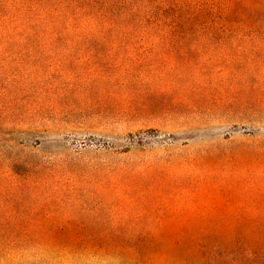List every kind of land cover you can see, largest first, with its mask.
<instances>
[{
	"label": "rangeland",
	"instance_id": "374dc122",
	"mask_svg": "<svg viewBox=\"0 0 264 264\" xmlns=\"http://www.w3.org/2000/svg\"><path fill=\"white\" fill-rule=\"evenodd\" d=\"M11 37L0 164L39 171L0 184V264H208V217L264 215V64L228 70L204 37Z\"/></svg>",
	"mask_w": 264,
	"mask_h": 264
},
{
	"label": "trees",
	"instance_id": "16d2710c",
	"mask_svg": "<svg viewBox=\"0 0 264 264\" xmlns=\"http://www.w3.org/2000/svg\"><path fill=\"white\" fill-rule=\"evenodd\" d=\"M42 3L45 4L42 8L0 20V32L13 40L26 35L141 40L204 37L208 38V51L228 56V70L237 64L252 71L264 64L248 58L264 51V0H44ZM18 166L25 168L28 176L39 171V166L31 162L9 161L0 164V184L12 182L19 175ZM208 224L211 227L208 245L199 236L196 253L197 256L208 253V264H264V215L213 216L208 217ZM220 230L229 235L227 241L221 238ZM85 235L87 241L103 237L114 244L126 234Z\"/></svg>",
	"mask_w": 264,
	"mask_h": 264
}]
</instances>
